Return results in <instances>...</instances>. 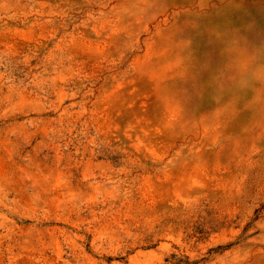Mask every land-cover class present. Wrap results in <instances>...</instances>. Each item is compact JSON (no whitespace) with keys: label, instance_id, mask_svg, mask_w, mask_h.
I'll return each mask as SVG.
<instances>
[{"label":"rangeland","instance_id":"374dc122","mask_svg":"<svg viewBox=\"0 0 264 264\" xmlns=\"http://www.w3.org/2000/svg\"><path fill=\"white\" fill-rule=\"evenodd\" d=\"M0 264H264V0H0Z\"/></svg>","mask_w":264,"mask_h":264}]
</instances>
